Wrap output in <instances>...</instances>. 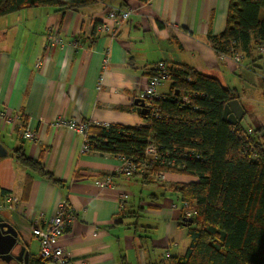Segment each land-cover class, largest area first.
Wrapping results in <instances>:
<instances>
[{
	"label": "crops",
	"instance_id": "obj_1",
	"mask_svg": "<svg viewBox=\"0 0 264 264\" xmlns=\"http://www.w3.org/2000/svg\"><path fill=\"white\" fill-rule=\"evenodd\" d=\"M122 6V0H108L79 12L39 8L0 18V109L20 112L28 118L25 127L30 124L36 134L25 140L22 123L0 121V142L9 151L0 160V194L10 207L5 217L15 233L0 232V256L14 254L11 262L0 259V264L40 260L33 229L48 224L61 203L73 215L65 220L60 246L76 264H154L186 255L191 240L173 204L181 202L177 186L196 178L167 173L161 182L144 183L141 175L127 177L118 173L120 156L84 152L85 136L53 126L58 119L143 126L134 103L143 99L156 64L188 65L217 78L237 91L243 122L249 119L246 127L264 126V52L259 48L248 57L238 47L242 60L237 62L210 41L226 29L229 0H133ZM127 7L134 13L115 27V36L98 31L104 23L114 25L110 9ZM169 91L166 83L160 94ZM18 149L65 184L55 185L19 164L13 157ZM106 177L119 189L102 188L98 182ZM135 178L155 188L149 202H130L128 184ZM120 192L129 195L127 201H119ZM8 196L18 200L12 209ZM128 208H147L149 220L128 224ZM130 217H136L134 211Z\"/></svg>",
	"mask_w": 264,
	"mask_h": 264
},
{
	"label": "trees",
	"instance_id": "obj_2",
	"mask_svg": "<svg viewBox=\"0 0 264 264\" xmlns=\"http://www.w3.org/2000/svg\"><path fill=\"white\" fill-rule=\"evenodd\" d=\"M106 1L0 0V18L39 8L57 13L79 12ZM129 1L133 0H122V7ZM263 11L264 0H229L226 29L210 38L213 48L231 56V50L239 53L240 47L252 57L254 50L264 46ZM159 26L165 25L159 22ZM254 37L257 41L253 43ZM155 68L149 78L157 74ZM167 73L170 92L166 98L147 101L152 113L140 114L143 126L86 122L89 151L141 162L146 147L154 143L165 162L174 168L156 164L149 174L142 176L144 183L161 182L154 178L160 170L198 180L176 188L181 201L196 207L194 217L180 219L179 226L187 230L191 240L186 255L154 264H264V126L247 128L243 121L236 126L223 121L225 106L239 97L236 90L227 89L217 78L188 65L168 64ZM155 111L159 118L153 117ZM27 120L21 116L22 127ZM13 157L51 183L65 184L45 170L39 160L23 154L22 149L16 150ZM31 183L29 177L25 193ZM31 264L48 263L40 259Z\"/></svg>",
	"mask_w": 264,
	"mask_h": 264
},
{
	"label": "built area",
	"instance_id": "obj_3",
	"mask_svg": "<svg viewBox=\"0 0 264 264\" xmlns=\"http://www.w3.org/2000/svg\"><path fill=\"white\" fill-rule=\"evenodd\" d=\"M134 11L133 9L127 7L125 9L123 8H112L109 10V16L108 19L114 24L113 27V36L116 35L115 27L121 26L124 22H127L129 17L133 15ZM108 24V23H107ZM106 24H103L99 26L100 33L106 32ZM55 44H59L62 41L53 39ZM53 41H51L52 43ZM53 44V43H52ZM261 51L264 52V48L261 47ZM231 53L234 57V59L237 62H241L242 56L239 53L235 52V49L233 48L231 50ZM227 56V55H225ZM225 56H222L224 58ZM41 66V62H38L37 67ZM155 70H157V74L154 77H151L148 79L147 87L144 92L143 99L146 101H154L159 100L162 98H166L167 95L160 94V89L163 85L166 83H169V74L167 73L168 64L166 62H160L155 66ZM170 84V83H169ZM170 92V91H169ZM183 101L186 102L187 98L184 97ZM149 104H147V107ZM152 113V111H151ZM153 117L159 118V112L155 111L154 114H152ZM22 114L20 112H12L7 109H0V121L4 124H15L20 123ZM54 127L56 128H67L73 132L79 133L86 137V131L88 128V125L86 122H83L81 120H64V119H58L54 122ZM252 130H250V133ZM22 137L25 140H34L36 138L35 131H33L32 126L28 124L23 132ZM84 152H89V147L86 144L85 140V146H84ZM193 155H190V158ZM184 157H188L187 154L184 155ZM121 160L123 161L122 167L118 170L119 174L125 175L127 177H131L134 175H141L144 176L146 174L150 173L151 168L156 164H161L162 166H168L174 168V165L171 163H166L163 159V154L160 150V148L154 144H149L145 151H144V157L141 162L133 161L126 159L124 157H121ZM193 158L199 159V157L194 156ZM167 172L160 170L158 173L155 174L154 178L158 181H163L166 178ZM99 185L102 188H118V185L115 184L114 180L111 177H106L104 180H101L98 182ZM129 198V195L126 192H120L119 193V201L125 202ZM11 203V209L16 206L18 203L17 198L8 196L7 197V203ZM67 204L61 203L58 211L56 213V216L52 218V220L46 224L44 227H36L33 229V235L35 239L37 240L39 244V250H40V258L47 262L48 264H76L74 263L66 253V250L60 246V240L62 236L64 235V231L66 228V218L71 216L73 214H70L67 211ZM7 208H10L7 206ZM173 209L181 212L184 216V218H192L196 215V207L192 206L189 203L181 201V204H173Z\"/></svg>",
	"mask_w": 264,
	"mask_h": 264
},
{
	"label": "water",
	"instance_id": "obj_4",
	"mask_svg": "<svg viewBox=\"0 0 264 264\" xmlns=\"http://www.w3.org/2000/svg\"><path fill=\"white\" fill-rule=\"evenodd\" d=\"M134 104L139 114L145 116L151 114V110L147 107L146 101L144 99H137ZM244 117L245 110L241 102L239 100H233L225 106L222 119L224 122L232 126H236L243 121ZM8 155L9 151L0 142V160L7 158ZM6 210H8L7 204L6 202L2 201L0 194V232L14 235L15 233L13 232V228L5 217ZM0 259L4 262H11L14 259V254L11 252L10 254L0 256Z\"/></svg>",
	"mask_w": 264,
	"mask_h": 264
},
{
	"label": "rangeland",
	"instance_id": "obj_5",
	"mask_svg": "<svg viewBox=\"0 0 264 264\" xmlns=\"http://www.w3.org/2000/svg\"><path fill=\"white\" fill-rule=\"evenodd\" d=\"M131 17H129L128 20H130ZM106 24V32L105 34H109L111 36L112 32H113V27L114 25H110L107 23ZM99 29V28H98ZM99 31V30H98ZM100 32V31H99ZM165 86V85H164ZM249 123V119H245V121L243 122V125L247 126ZM128 189H129V195L131 196V203H135L136 205L140 204V202H149L150 199V195L152 193H154L155 188L153 187H148L146 188V186L142 185L141 181L138 178H135V180L132 182H130L128 184ZM158 190L159 193H161V191L163 190V188L161 187V184L158 185ZM167 197L172 198V195H167ZM179 204H181V202H179ZM135 212L136 217H130V212ZM147 208H144L143 211H140L138 208L134 209L133 208H128V213L127 214V218H126V222L128 224H133L136 223V221H139L140 225H144V222H147L149 219L147 218L148 215L146 214Z\"/></svg>",
	"mask_w": 264,
	"mask_h": 264
}]
</instances>
